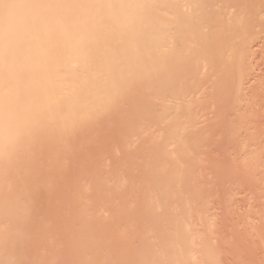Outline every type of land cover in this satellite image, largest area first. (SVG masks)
<instances>
[{
	"label": "bare ground",
	"instance_id": "bare-ground-1",
	"mask_svg": "<svg viewBox=\"0 0 264 264\" xmlns=\"http://www.w3.org/2000/svg\"><path fill=\"white\" fill-rule=\"evenodd\" d=\"M44 135L94 158L72 181L85 259L264 264V0H0L1 189L26 185ZM3 203L0 231H26Z\"/></svg>",
	"mask_w": 264,
	"mask_h": 264
},
{
	"label": "rangeland",
	"instance_id": "rangeland-1",
	"mask_svg": "<svg viewBox=\"0 0 264 264\" xmlns=\"http://www.w3.org/2000/svg\"><path fill=\"white\" fill-rule=\"evenodd\" d=\"M248 17L247 13H243L231 20V39L238 47L243 48L248 42ZM46 138V135L42 136L40 143H37L39 148L36 156L40 165L24 171L29 179L22 178V184L27 186L14 190L8 186L5 189L0 188V200L7 203L5 207L3 205L2 212L8 211L7 216L14 217L17 212L13 211L9 203L20 200L26 212L15 224L28 222L27 230L18 231L15 235L14 230L0 231V249L8 247L13 249L14 253L10 262L9 258L0 254V264H98L100 261L96 257L85 259L83 255L87 252L79 249L76 244L82 243L85 246L92 229L83 215L81 204H77L75 208L71 204L73 199L77 200L91 193L80 190L84 183L81 179L72 181L74 177H84L94 158L85 151L83 144L69 151L66 140ZM50 140L58 141V150L53 146L41 147L40 144ZM10 172L7 177L9 179L13 171ZM7 181L3 179L0 185H7ZM92 211L93 218H98L96 205L92 207ZM74 213L80 216L81 219H77L80 222H72ZM75 227L81 228L80 231L74 233L71 228ZM69 248L74 251L68 250Z\"/></svg>",
	"mask_w": 264,
	"mask_h": 264
}]
</instances>
